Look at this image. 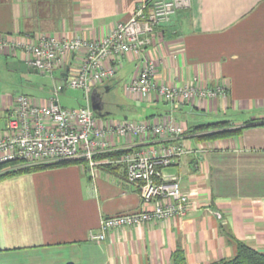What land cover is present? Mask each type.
<instances>
[{
    "label": "crops",
    "instance_id": "obj_1",
    "mask_svg": "<svg viewBox=\"0 0 264 264\" xmlns=\"http://www.w3.org/2000/svg\"><path fill=\"white\" fill-rule=\"evenodd\" d=\"M140 1L0 0V37L44 31L98 39L126 21ZM0 55L36 72L22 52ZM82 55L83 50L68 54L50 76V87L38 90L31 83L20 93L39 105L51 98L67 108L84 105L83 91L66 82ZM145 58L154 61L158 82H219L226 84L227 95L168 102L126 91L124 83ZM71 94L75 106L64 103ZM16 95L0 94V126ZM90 95L100 106V113L94 112L99 126L169 118L185 126L182 141L196 150L162 171L179 176L189 196L188 213L113 228L103 240L91 241L88 234L99 229L102 216L143 206L138 187L124 179V168L103 164L91 172L83 161L35 168L0 179V264H173L176 249L183 251L187 264H208L235 254L230 235L264 253V0H191L190 7L156 28L155 41L142 58L126 55L115 75L95 84ZM203 114L234 126L250 124L224 137L200 140L187 130L205 123ZM107 140L106 152L162 141L153 135L114 134Z\"/></svg>",
    "mask_w": 264,
    "mask_h": 264
},
{
    "label": "built area",
    "instance_id": "obj_2",
    "mask_svg": "<svg viewBox=\"0 0 264 264\" xmlns=\"http://www.w3.org/2000/svg\"><path fill=\"white\" fill-rule=\"evenodd\" d=\"M191 0H141L126 21L117 22L98 39L81 35L57 36L49 32H34L21 37H0V53L22 52L32 69L52 75L63 65L68 54L83 50L78 67L67 76V85L81 89L86 103L76 108L59 105L54 98L47 104H35L24 94H17L5 109V122L0 126V163L14 161L9 167L34 163H53L66 159H81L91 172L103 164H119L124 179L138 187L142 207L102 216L99 229L90 231L91 241H101L107 231L123 226L183 217L189 211V196L182 189L177 174H166L163 167L196 149L182 141L185 126L169 118L164 123L125 121L96 125L90 104L92 87L112 78L125 56L132 53L142 58L153 44L156 28L169 21L179 9L190 7ZM155 63L142 59V64L124 89L141 97L154 94L168 102L224 98L226 84H203L194 79L172 85L156 80ZM153 135L162 141L152 147L130 149L118 155L95 157L107 151L108 136ZM218 214V213H217ZM219 215V214H218Z\"/></svg>",
    "mask_w": 264,
    "mask_h": 264
},
{
    "label": "trees",
    "instance_id": "obj_3",
    "mask_svg": "<svg viewBox=\"0 0 264 264\" xmlns=\"http://www.w3.org/2000/svg\"><path fill=\"white\" fill-rule=\"evenodd\" d=\"M248 124L243 126H234L233 122L229 120H215L212 122L202 123L194 125L192 128H188L187 131L189 133H193V135L197 139H214L218 137H224L227 135H230L232 133L239 132L244 127L248 126L250 124L249 122H246ZM264 124V122H262ZM121 151H112V152H104L101 154L96 155L95 157H103L107 155H113V154H119L123 152ZM69 161L74 162H82L81 159H64L53 163H34V164H26L22 166H16L14 168H10L9 166L12 163L17 162V160L14 161H8L0 163V179L17 175L22 172H28L30 170H33L35 168L39 167H45V166H55V165H61L64 163H67ZM230 238L233 239V241L236 244V252L233 256L219 259L217 261L210 262L208 264H264V253L256 250L249 245L245 244L243 241L236 239L233 235H230ZM172 263L173 264H187L184 253L181 249H176L172 253ZM72 264V263H68Z\"/></svg>",
    "mask_w": 264,
    "mask_h": 264
},
{
    "label": "rangeland",
    "instance_id": "obj_4",
    "mask_svg": "<svg viewBox=\"0 0 264 264\" xmlns=\"http://www.w3.org/2000/svg\"><path fill=\"white\" fill-rule=\"evenodd\" d=\"M8 58V57H6ZM13 58L5 59L0 55V94H19L21 91H28L30 84L37 86V89L40 90L41 87L48 88L51 85L50 75L43 74L38 71L30 72L28 67H21L19 64L14 61ZM27 88H26V87ZM26 88V90H25ZM68 90V87H66ZM77 91V90H76ZM19 92V93H17ZM34 94V92H31ZM67 96L69 94H66ZM66 96V97H67ZM106 97H111L112 94H105ZM73 96H69L68 101L65 100V105L75 106L72 102ZM203 117H208L205 123L213 121L212 119H217V117H212L208 114L201 115ZM200 117V115H198ZM224 117V116H223Z\"/></svg>",
    "mask_w": 264,
    "mask_h": 264
},
{
    "label": "water",
    "instance_id": "obj_5",
    "mask_svg": "<svg viewBox=\"0 0 264 264\" xmlns=\"http://www.w3.org/2000/svg\"><path fill=\"white\" fill-rule=\"evenodd\" d=\"M92 99L93 98L91 96V107H92V109L94 110L95 113L99 114L100 113V106L95 104Z\"/></svg>",
    "mask_w": 264,
    "mask_h": 264
}]
</instances>
